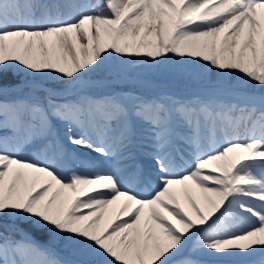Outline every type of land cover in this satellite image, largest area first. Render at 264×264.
Returning a JSON list of instances; mask_svg holds the SVG:
<instances>
[{
    "label": "snow or ice",
    "instance_id": "obj_1",
    "mask_svg": "<svg viewBox=\"0 0 264 264\" xmlns=\"http://www.w3.org/2000/svg\"><path fill=\"white\" fill-rule=\"evenodd\" d=\"M0 229V264H264V0H0Z\"/></svg>",
    "mask_w": 264,
    "mask_h": 264
},
{
    "label": "rangeland",
    "instance_id": "obj_2",
    "mask_svg": "<svg viewBox=\"0 0 264 264\" xmlns=\"http://www.w3.org/2000/svg\"><path fill=\"white\" fill-rule=\"evenodd\" d=\"M93 2H95V0H93ZM112 63H114V62H110V65ZM126 75L129 78V80H132V79L141 80L139 78L149 79V80H151V84L154 86L155 90H163V89L167 90L169 88V90H171V89L174 90L172 93H176V91H183L185 89L191 90V89H197V88L201 87V83L199 81H197L196 79H194L191 75H189L187 73H179V72L172 71V70L161 69V70L147 71L144 69H139L136 71H130ZM122 76L123 75L118 76V75L110 72L108 68H105L104 70L95 73L90 78L92 80L104 81V84L101 87H98L97 89H95L96 94L103 95V94L110 92V91H114V90L119 91L121 89L131 87L132 85L128 82H125V80ZM211 80L214 81L215 79H211ZM50 86H55V85H50ZM164 87H167V88H164ZM176 95H177V93H176ZM69 147H74V146L69 145ZM78 151L81 153L82 156H84L86 158L90 157L92 155V154L88 153L87 150H84V149H79ZM138 159L146 162L144 166L148 169L147 170L143 169V172L148 171L149 174L152 173L153 167H154L153 162L146 159V158H142V157H140ZM111 163L113 165L115 164L114 161ZM141 189H142V187H141ZM198 196H199V194L196 195V198ZM198 198H200V196ZM197 202L200 203L201 201H197ZM181 204L183 207H185L186 210H188V211L191 210L190 206L187 203V200L182 196H181ZM115 210H118V206H110L109 213L106 215L105 220H108L109 218H113ZM5 223H9V222L5 221ZM0 231H4V230H0ZM20 238L21 237L15 238V239H20ZM254 260H257V259L254 258Z\"/></svg>",
    "mask_w": 264,
    "mask_h": 264
},
{
    "label": "bare ground",
    "instance_id": "obj_3",
    "mask_svg": "<svg viewBox=\"0 0 264 264\" xmlns=\"http://www.w3.org/2000/svg\"><path fill=\"white\" fill-rule=\"evenodd\" d=\"M123 77V76H122ZM121 79V78H120ZM123 79V78H122ZM139 79H141V80H144V81H148V82H150L151 83V80H149V79H146V78H144V79H142V78H139ZM209 79L211 80V79H215V77H213V76H209ZM164 88H167V87H164ZM200 88L201 87H199V88H197V89H191V90H188V89H185V90H183V91H176V93H177V95H179V96H186V95H190V94H192V93H194V92H196V90L197 91H199L200 90ZM168 91H170V92H173L174 90H169V88L167 89ZM175 93V94H176ZM137 163H139L140 165H142V167L145 165V161H141V160H137ZM145 167V166H144ZM146 168V167H145ZM140 189H141V187H140ZM140 189H138V190H140ZM198 195V194H197ZM183 197V196H182ZM199 197V196H198ZM196 198L197 199V201H201L199 204H200V206H201V208L202 209H204V203H203V201H202V199L201 198ZM198 203V202H197ZM186 204V203H185ZM188 209V208H187ZM190 210V209H189ZM188 211V210H187ZM189 212H191V210L189 211ZM107 221V220H106ZM25 230V229H24ZM31 235L34 237V235L31 233ZM35 238V237H34ZM36 239V238H35ZM37 240V239H36ZM38 241V240H37ZM40 242V241H39ZM41 243V242H40ZM257 260L259 259V257L257 256V257H255ZM254 260V259H253Z\"/></svg>",
    "mask_w": 264,
    "mask_h": 264
},
{
    "label": "trees",
    "instance_id": "obj_4",
    "mask_svg": "<svg viewBox=\"0 0 264 264\" xmlns=\"http://www.w3.org/2000/svg\"><path fill=\"white\" fill-rule=\"evenodd\" d=\"M28 229H30L27 225H25ZM1 230H4V229H1ZM33 233H34V235H36L37 237H39V238H41V239H43V240H46L47 239V237H46V235H44V234H41V233H38V232H36L35 230H33V229H30ZM16 236H19L18 234H16Z\"/></svg>",
    "mask_w": 264,
    "mask_h": 264
}]
</instances>
